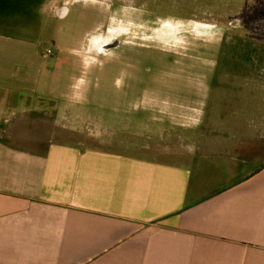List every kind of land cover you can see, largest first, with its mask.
I'll use <instances>...</instances> for the list:
<instances>
[{
  "label": "crops",
  "instance_id": "1",
  "mask_svg": "<svg viewBox=\"0 0 264 264\" xmlns=\"http://www.w3.org/2000/svg\"><path fill=\"white\" fill-rule=\"evenodd\" d=\"M97 8L0 0V264H264V36L171 48L98 116Z\"/></svg>",
  "mask_w": 264,
  "mask_h": 264
},
{
  "label": "rangeland",
  "instance_id": "2",
  "mask_svg": "<svg viewBox=\"0 0 264 264\" xmlns=\"http://www.w3.org/2000/svg\"><path fill=\"white\" fill-rule=\"evenodd\" d=\"M93 15L100 36L98 48L121 45L113 55H99L97 69L88 75L96 99L91 110L98 116L134 111L132 102L144 86L153 83L157 66L168 67L172 62L171 48L180 51L202 37L215 40L207 55L222 64L224 53H233L245 32L264 36V0H98ZM123 40L128 43L122 45ZM106 123L102 120L101 128L109 126Z\"/></svg>",
  "mask_w": 264,
  "mask_h": 264
},
{
  "label": "flooded vegetation",
  "instance_id": "3",
  "mask_svg": "<svg viewBox=\"0 0 264 264\" xmlns=\"http://www.w3.org/2000/svg\"><path fill=\"white\" fill-rule=\"evenodd\" d=\"M117 43V42H116ZM116 45V44H115ZM115 45H109V46H107L108 48H111L112 46H115Z\"/></svg>",
  "mask_w": 264,
  "mask_h": 264
},
{
  "label": "built area",
  "instance_id": "4",
  "mask_svg": "<svg viewBox=\"0 0 264 264\" xmlns=\"http://www.w3.org/2000/svg\"><path fill=\"white\" fill-rule=\"evenodd\" d=\"M50 51L48 50V53H49Z\"/></svg>",
  "mask_w": 264,
  "mask_h": 264
}]
</instances>
